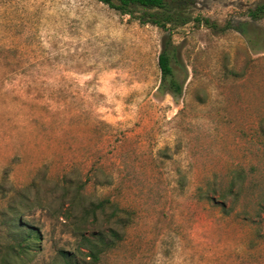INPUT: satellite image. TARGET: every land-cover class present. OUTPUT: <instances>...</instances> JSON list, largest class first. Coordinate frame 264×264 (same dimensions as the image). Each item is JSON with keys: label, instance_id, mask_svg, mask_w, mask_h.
I'll return each mask as SVG.
<instances>
[{"label": "rangeland", "instance_id": "obj_1", "mask_svg": "<svg viewBox=\"0 0 264 264\" xmlns=\"http://www.w3.org/2000/svg\"><path fill=\"white\" fill-rule=\"evenodd\" d=\"M192 2L209 22L172 32L174 100L158 93L159 28L97 0H0V181L39 186L31 264L76 247L65 175L136 212L99 264H264V0Z\"/></svg>", "mask_w": 264, "mask_h": 264}, {"label": "trees", "instance_id": "obj_2", "mask_svg": "<svg viewBox=\"0 0 264 264\" xmlns=\"http://www.w3.org/2000/svg\"><path fill=\"white\" fill-rule=\"evenodd\" d=\"M122 15L151 24L163 32L162 49L158 58L161 74L158 93L170 95L178 100L183 94V84L177 76L178 49L172 32L195 21L208 23L202 17H193L192 0H97ZM254 19L264 17V5L251 12ZM42 172V171H41ZM42 178H45L43 173ZM6 176L0 181V208L3 225V238L0 242V264H31L41 250V231L32 226L24 213L37 206H45L36 196L32 198L34 183L21 188L6 189ZM105 186L113 184V178L105 175ZM182 185V182H181ZM60 192L57 215L65 221L76 240L73 250L59 251L52 264H99L111 252L117 250L125 241L126 231L134 224L136 212L122 207L119 201L110 196L96 201L87 200L83 193L82 181L64 176L57 183ZM234 195V185L229 189ZM207 200H212L206 195ZM223 210L226 207L222 205Z\"/></svg>", "mask_w": 264, "mask_h": 264}]
</instances>
